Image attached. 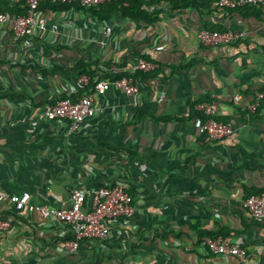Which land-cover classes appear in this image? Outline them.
<instances>
[{"label":"crops","instance_id":"1","mask_svg":"<svg viewBox=\"0 0 264 264\" xmlns=\"http://www.w3.org/2000/svg\"><path fill=\"white\" fill-rule=\"evenodd\" d=\"M215 4L178 11L159 0L148 8L160 13L153 25L39 10L45 33L25 39L0 25V190L60 208L73 188L91 194L119 184L133 200L130 217L109 223L106 240H83L70 255L71 235L62 225L0 204V222L10 218L12 225L0 233V264H241L203 245L221 235L240 240L249 259L264 264V225L242 208L264 191V106L248 112L231 102L239 94L245 105L264 90V17L255 7L221 11ZM201 30L245 37L204 47ZM139 56L155 70L135 79L137 108L116 90L96 96L95 119L74 135L40 117L56 100L80 98L72 72L78 60L85 57L100 75L137 74ZM53 67L63 71L38 73ZM201 102L212 105L213 119L233 124L230 136L214 142L199 132ZM90 206L87 199L84 209Z\"/></svg>","mask_w":264,"mask_h":264},{"label":"built area","instance_id":"2","mask_svg":"<svg viewBox=\"0 0 264 264\" xmlns=\"http://www.w3.org/2000/svg\"><path fill=\"white\" fill-rule=\"evenodd\" d=\"M27 9L24 17L9 18L0 14V25L9 24L15 38L25 39L32 34L43 35L46 30V22L39 11L44 2L51 3H76L83 9H89L110 0H22ZM125 0L124 5L127 6ZM176 1V0H161ZM218 10H239L246 7L257 8L264 17V0H218L215 4ZM113 27L104 29L105 36L113 34ZM245 37L244 33L228 31L224 33H210L201 30L198 33L199 43L204 47L237 44ZM151 64L138 60L134 71L143 73L154 70ZM80 89L89 84L86 77L77 81ZM110 90H116L123 96L132 100V106L137 108L139 103V89L132 79L123 78L119 81H97L93 91L83 94L80 98H61L52 105L41 109L40 117L50 122H60L66 125L68 135H74L85 124L95 119L99 109L94 105V97H102ZM215 97L212 96L211 99ZM233 105L248 112H255L261 105L264 106V90L255 94L252 102L242 103V97L235 94L231 98ZM196 111L206 118L199 125V132L209 140L220 142L230 136L234 131L231 122H220L213 119V107L208 102H201L195 106ZM17 127L16 125L14 126ZM90 199L91 206L84 209V205ZM132 197L122 185L104 184L91 194L85 193L81 188H73L70 194L69 204L66 207H53L49 205L30 204V195L21 193L8 195L0 190V204L8 203L16 213H34L43 221H54L66 228L71 239L65 244L66 255L74 253L83 240H106L110 235L109 223L126 221L132 212ZM243 210L256 224L264 225V191L258 195L247 197L243 204ZM12 228L11 219L0 222V233L8 232ZM203 245L215 255L220 257H233L241 264H254L242 248L241 241H232L229 237L218 236L214 239H203Z\"/></svg>","mask_w":264,"mask_h":264},{"label":"trees","instance_id":"3","mask_svg":"<svg viewBox=\"0 0 264 264\" xmlns=\"http://www.w3.org/2000/svg\"><path fill=\"white\" fill-rule=\"evenodd\" d=\"M217 1L218 0H176V1H166V2L169 5L171 10L179 11V10H184L186 8L208 10L212 6V4L217 3ZM124 2L125 0H110V2L104 3L102 5H98L95 7H91L89 9H83L76 3L44 2L40 5L39 10L40 11L50 10L53 12H67L70 10H74V11L85 10L100 23L112 20L113 18H116V17L132 20V21L143 22L146 25H153L156 22H158V16L160 14L159 11H154L151 13L149 12L148 8L154 4H157L159 0H129L127 2V6L124 5ZM256 11L260 13L259 10H256ZM0 14L12 15L14 17H24L27 14V9L24 3H23L22 8L15 7V6H9L5 3L3 4L0 3ZM207 32L224 33L225 31L224 32L207 31ZM62 49L63 48H59L58 50H62ZM139 57L148 64H151V65L155 64L151 59L147 57H144V56H139ZM154 70L147 72V74L139 71L137 74L120 73V74H115V75H110V74L100 75L97 71L92 70L90 64L87 62L86 58L84 57L83 59H80L76 62L75 67L72 69V72H74L79 78L86 77L89 80V84L85 86L84 88H82L80 91V94L78 95L81 97L83 94H88L91 91H93L97 81L103 80V81H108V82H115L123 78H128V79H132L135 82L137 75H141L144 78H147L149 76V73L153 72ZM60 71L62 72L63 70L60 69L59 67H53L52 69H38V73H40L43 78L54 75ZM199 115L202 117L203 121L206 120V118L203 117L201 113H199ZM260 193H257V195ZM216 237L218 236L209 237V238L214 239ZM221 237H225V235H221Z\"/></svg>","mask_w":264,"mask_h":264}]
</instances>
